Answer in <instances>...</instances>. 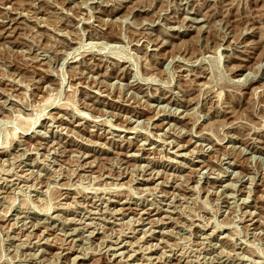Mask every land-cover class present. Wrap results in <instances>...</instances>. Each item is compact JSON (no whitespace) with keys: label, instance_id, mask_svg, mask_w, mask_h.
Listing matches in <instances>:
<instances>
[{"label":"rangeland","instance_id":"374dc122","mask_svg":"<svg viewBox=\"0 0 264 264\" xmlns=\"http://www.w3.org/2000/svg\"><path fill=\"white\" fill-rule=\"evenodd\" d=\"M0 264H264V0H0Z\"/></svg>","mask_w":264,"mask_h":264},{"label":"bare ground","instance_id":"6f19581e","mask_svg":"<svg viewBox=\"0 0 264 264\" xmlns=\"http://www.w3.org/2000/svg\"><path fill=\"white\" fill-rule=\"evenodd\" d=\"M51 118V117H50Z\"/></svg>","mask_w":264,"mask_h":264}]
</instances>
